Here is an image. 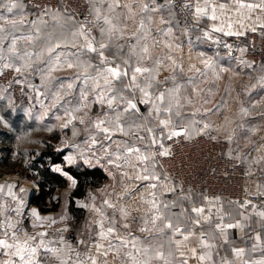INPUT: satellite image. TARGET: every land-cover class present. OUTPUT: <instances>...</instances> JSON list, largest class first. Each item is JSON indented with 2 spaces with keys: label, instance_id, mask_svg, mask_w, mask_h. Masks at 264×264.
Wrapping results in <instances>:
<instances>
[{
  "label": "crops",
  "instance_id": "0c3cea01",
  "mask_svg": "<svg viewBox=\"0 0 264 264\" xmlns=\"http://www.w3.org/2000/svg\"><path fill=\"white\" fill-rule=\"evenodd\" d=\"M87 1L99 16L93 26L95 22L111 24L114 31L124 34H109V45L105 46L63 11L35 19L26 0H0V70L21 58L26 70L30 69L29 75L32 71L37 79L46 77L51 82L49 90H60L57 108L48 111L58 120L55 149L66 151L63 162L66 156L76 155L78 164L97 168L106 177L100 187L74 200L75 207L84 211L79 220L67 212L71 193L65 192L66 187L58 193L56 212L37 211L41 218L37 220L31 213L35 207L29 208L22 235L15 233L12 215L3 220L7 208L0 205V240L11 245H2L6 251L3 264H39L38 253L51 250L50 244H41L42 224L65 221L70 222L75 240L74 244H62L58 264H264V217L245 214L237 206L203 205L198 197L178 195L174 186L161 183L150 149L152 141L203 132L206 124L200 121L209 117V108L205 113L204 109L197 112L192 97L202 94L204 100L207 95L191 88L202 85L205 79L183 76L186 72L196 75L206 62L218 67L232 62L234 66H230L242 70L243 60L219 57L211 43L216 35H239L264 27V0H197L199 27L192 31L178 27L172 14L171 22L164 0ZM151 29L157 33L150 34ZM89 43L95 51L88 48ZM99 43L104 44L102 51L97 49ZM92 54L99 56L102 65ZM109 68L120 75L108 74ZM137 68L147 71L138 73ZM174 73L181 78H166ZM49 90L48 95H54ZM109 99L113 100L111 107ZM50 101L48 96L46 103ZM129 101L135 108L128 106ZM77 108L79 112L74 111ZM69 114L76 119L62 127ZM99 121L104 122L101 128L95 126ZM134 131L145 139L144 143L131 134ZM65 140L69 146L61 147ZM85 159L89 163H84ZM2 176L6 180H0V195L8 200L6 191L11 194L17 185L7 186L6 182L19 180L13 174ZM248 187L258 192L263 181L254 178ZM32 192V184L20 186L26 201ZM248 237L253 239L250 247L244 244ZM16 245L25 246L19 255ZM88 246L94 250L88 251ZM32 248L35 252L28 250ZM235 249H243V254L237 256Z\"/></svg>",
  "mask_w": 264,
  "mask_h": 264
},
{
  "label": "rangeland",
  "instance_id": "374dc122",
  "mask_svg": "<svg viewBox=\"0 0 264 264\" xmlns=\"http://www.w3.org/2000/svg\"><path fill=\"white\" fill-rule=\"evenodd\" d=\"M89 11L94 22L99 16L94 14L90 6ZM166 13V16L172 19L171 22H173V18L170 16L172 12ZM163 20L168 23L167 19L163 18ZM99 25L100 27L96 32L100 42L104 43L105 46L109 45V34H124V32L119 30L114 31L111 24L109 26L106 23ZM149 32L154 34L157 33V30L151 29ZM218 53L219 57L227 58L219 51ZM106 56L109 57V54L106 53ZM98 60L97 62H102L100 59ZM241 64L242 70L240 68L236 70L232 62L220 64L219 67L214 63L206 62L203 63V70L195 73L196 75L192 72H183L186 74L183 78L192 77L202 81L205 79L202 85L191 88L192 90L194 89V92H202L203 90L207 95L204 100L202 99V94L200 96L195 93V96L192 97L197 112H201L204 109L203 113H205V108H209V117L200 121L206 124L200 134L209 133L220 137V139L225 141L227 153L232 159L245 166L249 172L264 175V66L258 68L247 61H243ZM83 66L85 65L83 64ZM10 68L13 71L16 68L22 69L20 72L15 71V81L23 88L26 102L17 100L11 92L0 87V150L4 151V148H10L12 151L11 158L20 159L22 165L27 166L37 157L39 151L44 147V143H49L53 146L57 143L54 139L59 136V131L57 130L58 120L51 118L48 115V111L52 112L54 108H57L58 99H61L60 90L59 92L58 90L56 92L55 90H49L51 82L46 81L47 79H44L46 77H38L36 83H33L31 79L27 80L25 75V73L27 74L25 72L26 67L21 58L17 59ZM250 69H252L251 74H249ZM181 72L178 73L181 74ZM178 73H174L172 76L169 75L166 78H181ZM162 77L165 78V75H162ZM172 89L178 90L179 88ZM184 89L187 90L188 88ZM48 90L51 95H54H48ZM187 91L191 92V90ZM48 96L51 101L46 103ZM205 100L208 101V106ZM46 114L47 118H44ZM220 115H223V117L219 121ZM2 155L3 152H0V160H2ZM18 169L20 170L21 168L19 167ZM6 170L0 163V173H4ZM13 176L17 177L19 181L6 183L7 186L10 185L12 187L17 185L16 191H12L11 194L8 190L6 191L5 194H8V200L6 198L2 200L0 195V205L3 208H7V213L3 220L8 218L12 214L11 210L21 202L23 205L21 210L24 209V206L28 210L30 207H34L31 205L27 206L26 197L20 194V186L32 184L35 187V192L32 193L35 194L37 192L35 184L25 178L26 174H13ZM0 180H6V177L2 176ZM10 195H12L11 198ZM193 197H198L203 205L222 203L225 206H235L226 201L209 200L196 195ZM23 216L20 218L19 223L27 228L29 214L26 218Z\"/></svg>",
  "mask_w": 264,
  "mask_h": 264
},
{
  "label": "built area",
  "instance_id": "2783aa9c",
  "mask_svg": "<svg viewBox=\"0 0 264 264\" xmlns=\"http://www.w3.org/2000/svg\"><path fill=\"white\" fill-rule=\"evenodd\" d=\"M26 3L35 19L46 18L55 11H63L92 34L93 20L87 0H26ZM165 4L172 9L186 31L199 27L196 23L197 0H165ZM101 45L97 44L99 51L103 50ZM211 45L229 59L258 65L264 62V27L239 35H216ZM15 78V71L5 66L0 72V87L11 92L17 100L26 102L23 88ZM222 117L223 115L219 116V121ZM131 134L141 143L145 142L139 132ZM150 149L153 162L160 172L161 183L174 186L178 195H196L209 200L230 202L245 214L264 213V175L253 174L232 159L227 153L225 141L220 137L205 133L187 138L180 134L164 142L152 141ZM254 178L263 181V187L258 192H251L248 187V183ZM21 204L22 202L11 210L17 235L24 233L23 224L19 223L20 218L23 215L26 218L29 214L27 207L24 206L21 210ZM17 208L19 212L16 211ZM210 220L212 225L216 223L214 216ZM42 231L45 235L41 238L43 242L50 244L51 250H41L37 261L39 264H58V252L62 244H74L75 233L71 224L68 221L61 224L44 222ZM244 244L246 247L252 246L253 239L248 237ZM87 250L92 251L94 247L88 246ZM5 255V248L0 245V264L4 263Z\"/></svg>",
  "mask_w": 264,
  "mask_h": 264
},
{
  "label": "trees",
  "instance_id": "16d2710c",
  "mask_svg": "<svg viewBox=\"0 0 264 264\" xmlns=\"http://www.w3.org/2000/svg\"><path fill=\"white\" fill-rule=\"evenodd\" d=\"M166 7L172 12L174 18L179 24V27H182L184 29L182 22L177 19L172 9L167 5ZM99 24L102 23L95 22L92 30L93 31L92 35L95 36V38L98 41L100 40L96 31L100 27ZM106 52L107 54H109L108 49H106ZM97 56L98 55L93 56L92 54V57H94L96 61H99L97 59ZM96 63L98 65H102L99 62ZM259 65H264V62H261ZM29 70L28 69L27 71L25 70V72H27V74L25 73L27 80L31 79L33 83H36V81H38L37 77L32 76V71L30 72L29 75L28 73ZM187 138H192V137H187ZM57 140H58V136L55 137L54 141L56 142ZM4 149H5L4 151L0 150L1 153L3 152L2 160H0V163L2 164L3 168L7 169L4 173L17 174V175L26 174L25 178L33 182L37 187V192L33 194L30 198V205L34 206L37 209V211L41 214L56 212L59 208L58 193L59 191L63 190L66 187V181L61 175L50 171L48 158L51 157L54 162H59L63 165V156L65 155L66 151L56 150L53 145L49 143L47 144L44 143V147L42 148V150L39 151L37 157H35L30 162L29 165L23 166L22 161L20 159L11 158L12 151L10 148L7 147ZM19 167L21 168L20 170L18 169ZM77 169L83 175L76 177L78 183V189L77 191L72 192L69 196L67 212L69 215L79 220L82 218L84 211L81 209H77L75 207L74 200L83 198L90 190L100 187L106 181V177L101 170L97 168H91V169L87 168L81 163L77 165ZM65 170H69V169L65 167ZM75 170L76 169H72V171ZM2 174L3 173H0V176Z\"/></svg>",
  "mask_w": 264,
  "mask_h": 264
},
{
  "label": "snow or ice",
  "instance_id": "6c2138e0",
  "mask_svg": "<svg viewBox=\"0 0 264 264\" xmlns=\"http://www.w3.org/2000/svg\"><path fill=\"white\" fill-rule=\"evenodd\" d=\"M221 7H223V6H221ZM8 11L11 12L12 11V7H9L8 8ZM198 11H200V9H198ZM213 19H215V16H213ZM0 30H2V29H0ZM217 31H219V29H217ZM229 34H231V33H229ZM87 46H88V48L90 50L95 51V49L92 47V44L91 43H89ZM101 47H104V45H101ZM49 51H51V49H49ZM68 66L71 67L72 65H68ZM25 67H27V65H25ZM21 70H22L21 68H16L15 69V71H17V72H20ZM141 71H147V70L146 69H141V68H137L136 69V72H138V73L141 72ZM107 72H108V74L113 75V76H119L120 75V73L115 68H109L107 70ZM105 79H106V82H107V78H105ZM133 79H135V77H133ZM68 87L70 88L71 85H68ZM162 98L163 97H161V99ZM107 103H108L109 107H111V105L113 103V100L112 99H109L107 101ZM128 106L129 107H132V108H135V105L132 104L130 101L128 102ZM74 111L75 112H79L80 109L77 108ZM74 119H76V117L74 115H72V114H69V119L62 126L63 127H68V125L71 124ZM80 123L83 124L84 123V120L81 119L80 120ZM103 123H104L103 121H99V122L96 123L95 126L97 128H101V126H102ZM161 123H166V122L161 121ZM102 130L104 132L109 131L108 128H102ZM73 135L74 136L76 135V130L75 129H73ZM66 159H69L70 160L71 157H66ZM140 178L141 179H147V177H140ZM105 203H107V202H105ZM22 206L23 205L21 204V207ZM193 211L202 212L203 209H193ZM260 215L261 216H264V213H260ZM32 216L35 217L37 220H40L41 219L40 216H39V214L36 212V210H32ZM44 220L52 221V218L51 217H45ZM168 226L171 227V225H168ZM234 226H239V225H228L227 227H234ZM217 227L220 228L221 226L220 225H217ZM111 231H112V229H109V232H111ZM40 235L43 236V235H45V233H40ZM101 235H103V233H101ZM185 239H187V237H185ZM41 244H43V241H41ZM0 245H3L4 247H11V245L6 244L5 241H3V240H0ZM16 248H17V253H16L17 255H19L21 251H24L25 250V246H22V245H16ZM28 250L31 251V252H35L36 249L35 248H32V249H28ZM52 251H55V250H52ZM234 251L236 252V255L237 256H240V255L243 254V251L244 250L243 249H235ZM21 259H23V257H21ZM201 259H203V257H201Z\"/></svg>",
  "mask_w": 264,
  "mask_h": 264
},
{
  "label": "clouds",
  "instance_id": "9594fccd",
  "mask_svg": "<svg viewBox=\"0 0 264 264\" xmlns=\"http://www.w3.org/2000/svg\"><path fill=\"white\" fill-rule=\"evenodd\" d=\"M68 146H69L68 140L63 141L61 144V147H68ZM66 157H71V159L70 160L66 159ZM66 157L64 158L63 165L59 162H54L51 157L48 158V163H49L51 172L60 173L66 179L67 186L65 188V192L70 194L72 192L77 191L78 183H77L76 177L83 175V174L80 173L79 170L77 169L78 157L76 155H68ZM84 163H89V161L85 159ZM65 167H67L69 170H65ZM72 169H76V170L72 171ZM81 188H82V185H81ZM89 195H91V193H89ZM32 210H36V208H32ZM32 210H31V213H32ZM16 211L19 212V208H17Z\"/></svg>",
  "mask_w": 264,
  "mask_h": 264
},
{
  "label": "water",
  "instance_id": "95a60500",
  "mask_svg": "<svg viewBox=\"0 0 264 264\" xmlns=\"http://www.w3.org/2000/svg\"><path fill=\"white\" fill-rule=\"evenodd\" d=\"M32 195H33V193H31V194L29 195V197H28V200H27V206H30V198H31Z\"/></svg>",
  "mask_w": 264,
  "mask_h": 264
}]
</instances>
